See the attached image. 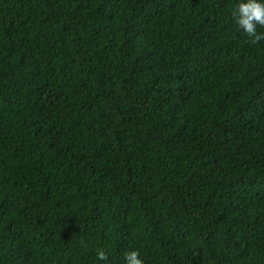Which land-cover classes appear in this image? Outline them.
<instances>
[{"label": "trees", "instance_id": "trees-1", "mask_svg": "<svg viewBox=\"0 0 264 264\" xmlns=\"http://www.w3.org/2000/svg\"><path fill=\"white\" fill-rule=\"evenodd\" d=\"M241 2L0 0V264H264Z\"/></svg>", "mask_w": 264, "mask_h": 264}, {"label": "clouds", "instance_id": "clouds-1", "mask_svg": "<svg viewBox=\"0 0 264 264\" xmlns=\"http://www.w3.org/2000/svg\"><path fill=\"white\" fill-rule=\"evenodd\" d=\"M232 19L239 26L243 32L251 38L252 44H257L264 40V33H257V26L264 27V2L258 0H246L235 6L232 13ZM138 251H131L125 254L126 264H143L139 258ZM97 259L100 261H107L108 256L102 250L97 251Z\"/></svg>", "mask_w": 264, "mask_h": 264}]
</instances>
